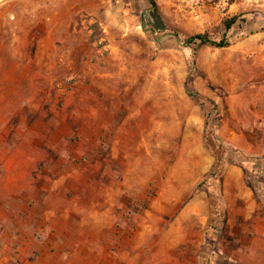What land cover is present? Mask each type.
Listing matches in <instances>:
<instances>
[{
    "label": "rangeland",
    "instance_id": "1",
    "mask_svg": "<svg viewBox=\"0 0 264 264\" xmlns=\"http://www.w3.org/2000/svg\"><path fill=\"white\" fill-rule=\"evenodd\" d=\"M153 1L165 30L149 0H0V264H241L264 241V0Z\"/></svg>",
    "mask_w": 264,
    "mask_h": 264
},
{
    "label": "crops",
    "instance_id": "2",
    "mask_svg": "<svg viewBox=\"0 0 264 264\" xmlns=\"http://www.w3.org/2000/svg\"><path fill=\"white\" fill-rule=\"evenodd\" d=\"M257 52L259 54H264V45H260L257 49ZM261 61H264V57H261ZM252 94L254 98L251 105V100L249 98L251 96V92L250 87L247 85L245 89L246 102L244 109L248 112V110L252 108L256 120V126L260 127V130L264 132V69L261 70L259 80L254 83ZM259 194L264 196V191H260ZM237 253L239 254L237 257L229 255L226 257L236 263L240 261L239 263L241 264H251L248 263L249 260L244 259L253 257L255 259V263L259 262V264H264V241H253L252 247L248 245L246 248L239 249ZM215 261L217 260H215L213 256L211 258L210 264H218L217 262L215 263Z\"/></svg>",
    "mask_w": 264,
    "mask_h": 264
},
{
    "label": "trees",
    "instance_id": "3",
    "mask_svg": "<svg viewBox=\"0 0 264 264\" xmlns=\"http://www.w3.org/2000/svg\"><path fill=\"white\" fill-rule=\"evenodd\" d=\"M149 2L151 3V5L153 6V9L150 11V15L151 16H154L156 17V19L158 20V24H159V29L160 30H165L166 27L164 25V22L162 21V18L160 16V14L158 13L157 11V8H156V3L153 1V0H149ZM146 22V21H145ZM237 22V17H234L228 21H226L225 23V26L227 28V30H231L233 25ZM201 41L203 44H210L212 46H215L217 48H225V47H229L230 46V43L229 41H226V40H221L220 42H215V41H212L210 39V37L207 35V34H199V35H196L194 37H191L189 38L187 41H186V44H191V43H194L195 41ZM179 42H181L179 40ZM184 45V44H183Z\"/></svg>",
    "mask_w": 264,
    "mask_h": 264
}]
</instances>
